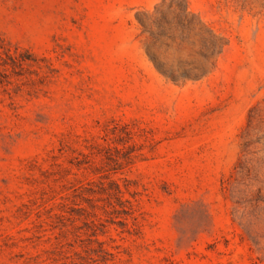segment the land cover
I'll return each instance as SVG.
<instances>
[{"label": "rangeland", "instance_id": "obj_1", "mask_svg": "<svg viewBox=\"0 0 264 264\" xmlns=\"http://www.w3.org/2000/svg\"><path fill=\"white\" fill-rule=\"evenodd\" d=\"M0 264H264V0H0Z\"/></svg>", "mask_w": 264, "mask_h": 264}]
</instances>
